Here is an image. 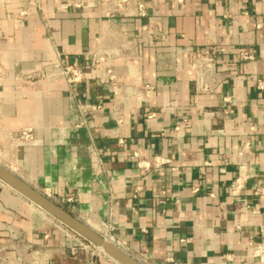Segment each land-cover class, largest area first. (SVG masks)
Here are the masks:
<instances>
[{
    "label": "crops",
    "instance_id": "crops-1",
    "mask_svg": "<svg viewBox=\"0 0 264 264\" xmlns=\"http://www.w3.org/2000/svg\"><path fill=\"white\" fill-rule=\"evenodd\" d=\"M29 1L23 15L0 0V162L150 264H264V0H150L142 18L102 0ZM198 48L217 60L205 90ZM59 56L86 78L36 76ZM155 156L170 163L140 167ZM73 243L0 183V264H83Z\"/></svg>",
    "mask_w": 264,
    "mask_h": 264
},
{
    "label": "built area",
    "instance_id": "built-area-1",
    "mask_svg": "<svg viewBox=\"0 0 264 264\" xmlns=\"http://www.w3.org/2000/svg\"><path fill=\"white\" fill-rule=\"evenodd\" d=\"M22 11L21 14H27L31 7V3L29 0H20ZM37 6H39L38 3H36ZM102 5L108 10L107 14L114 15L119 14L123 17H133V18H142L147 15L148 8L150 7V0H102ZM107 55V53H105ZM245 58H252L250 55H245ZM107 60V57L104 56V54L95 53L92 58V66H97L98 64H101L102 62H105ZM192 67L194 69L195 73V80L198 85V87L201 90H205L209 88V79L214 77L217 73V60L215 55L210 49L207 48H198L194 51L193 54V61H192ZM111 69H107L108 77L110 79L113 78L111 74ZM36 76L40 78H50V77H57L62 76L64 77L69 84H75L77 82H80L86 78V75L82 69H80L78 66H75L71 63L65 62L62 60V58L59 56L57 61L46 64L41 66L37 72ZM81 109L91 110L92 112L100 110L101 106H96L93 104H80ZM153 113H150V116H152ZM176 129H179V126H176ZM20 137L23 138H29L32 136L30 129H22L19 134ZM120 144L124 143L123 139L119 140ZM1 146H0V152H1ZM133 156L139 158L138 153H134ZM170 163V159L163 158L160 156H155L149 160H143L139 162V165L144 170H149L151 168H159L165 164ZM92 168L95 173V175H100L104 172V165L102 156L100 155L99 151L95 146L92 148ZM45 195H47L50 199L58 203L59 205L63 206L60 202H57L53 199V196L50 191H41ZM68 202H73L72 197L67 198ZM64 207V206H63ZM66 208V207H65ZM69 211H71L73 214L74 212L72 209L66 208ZM109 226L105 225L104 227V234L103 236H107L109 239L114 241L115 243L119 244L120 246L124 247L121 242L116 240L114 236L111 235V233L108 230ZM75 236V235H74ZM70 252L72 254H77L79 252L78 244L73 243L69 245ZM126 249V248H125ZM253 252L257 256H264V241L257 243L253 246ZM131 253V252H130ZM132 254V253H131ZM135 258H137L139 261H141L144 264H150L146 258L137 256L132 254ZM32 264H51L50 262H37L34 261Z\"/></svg>",
    "mask_w": 264,
    "mask_h": 264
},
{
    "label": "water",
    "instance_id": "water-1",
    "mask_svg": "<svg viewBox=\"0 0 264 264\" xmlns=\"http://www.w3.org/2000/svg\"><path fill=\"white\" fill-rule=\"evenodd\" d=\"M0 180L8 184L16 193L44 210L93 245L101 247L104 253L118 264H144L135 258L127 249L117 243L109 241L87 222L50 199L38 188L1 162Z\"/></svg>",
    "mask_w": 264,
    "mask_h": 264
},
{
    "label": "rangeland",
    "instance_id": "rangeland-1",
    "mask_svg": "<svg viewBox=\"0 0 264 264\" xmlns=\"http://www.w3.org/2000/svg\"><path fill=\"white\" fill-rule=\"evenodd\" d=\"M0 183L3 184L5 187L9 188L1 180ZM60 224L62 223L60 222ZM62 225L65 226L64 224ZM65 228H67L71 233H73L78 238V248L83 260L82 261L83 264H116L114 261L110 259V257H108L102 250H100L99 247L93 245L92 243L84 239L82 236L78 235L76 232H74L67 226H65ZM98 229L102 233H104L102 227L101 228L99 227Z\"/></svg>",
    "mask_w": 264,
    "mask_h": 264
},
{
    "label": "bare ground",
    "instance_id": "bare-ground-1",
    "mask_svg": "<svg viewBox=\"0 0 264 264\" xmlns=\"http://www.w3.org/2000/svg\"><path fill=\"white\" fill-rule=\"evenodd\" d=\"M2 163V162H1ZM11 169V168H10ZM12 170V169H11ZM3 182V181H2ZM5 183V182H4ZM6 184V183H5ZM8 185V184H7ZM9 186V185H8ZM10 187V186H9ZM11 188V187H10ZM32 203V202H31ZM90 225V224H89ZM95 229V228H94ZM97 230V229H96ZM98 231V230H97ZM98 232H100V231H98ZM101 234H104V233H102V232H100ZM109 241H111V242H114V241H112L111 239H109L107 236H105ZM115 243V242H114ZM99 249L100 250H102L103 251V249L101 248V247H99ZM104 252V251H103ZM116 262V261H115Z\"/></svg>",
    "mask_w": 264,
    "mask_h": 264
}]
</instances>
